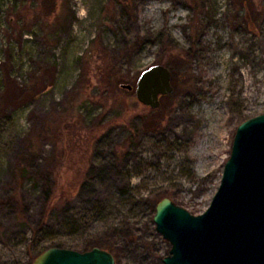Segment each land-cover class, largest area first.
<instances>
[{"label":"rangeland","instance_id":"1","mask_svg":"<svg viewBox=\"0 0 264 264\" xmlns=\"http://www.w3.org/2000/svg\"><path fill=\"white\" fill-rule=\"evenodd\" d=\"M154 65L175 87L156 110L136 96ZM261 114L264 0H0V264L51 247L164 264L158 203L203 214ZM41 174L54 202L75 192L69 212Z\"/></svg>","mask_w":264,"mask_h":264},{"label":"water","instance_id":"2","mask_svg":"<svg viewBox=\"0 0 264 264\" xmlns=\"http://www.w3.org/2000/svg\"><path fill=\"white\" fill-rule=\"evenodd\" d=\"M172 78L164 65L143 71L136 85L138 101L160 108L161 97L174 92ZM121 88L134 90L129 84ZM154 222L171 244L164 264H264V114L238 127L221 184L203 214L164 198ZM32 264H116V259L99 247L86 252L51 247Z\"/></svg>","mask_w":264,"mask_h":264},{"label":"trees","instance_id":"3","mask_svg":"<svg viewBox=\"0 0 264 264\" xmlns=\"http://www.w3.org/2000/svg\"><path fill=\"white\" fill-rule=\"evenodd\" d=\"M114 77L113 79L116 77L115 74H112ZM176 78V75H175ZM112 79V78H111ZM110 79V80H111ZM117 83H124V79H119L118 77H116ZM177 81V78H176ZM174 91H175V87H174ZM124 155H120V157L123 158ZM95 167V166H94ZM94 167H91L87 173H86V178L84 179V182L82 183V188L85 187L88 183L87 179L89 178L88 176L90 175V177L93 174V171L95 170ZM41 179L44 181L45 184V197H46V205L48 207H50V209L52 210H60V211H64V213H67L70 211V206H71V200L72 197L74 195L75 192L70 191V190H64L63 195L58 198L57 201L54 202V194H55V189L57 186V179L53 178L51 175L49 174H41ZM107 247V246H105ZM87 249H92L91 247H88ZM44 252V251H43ZM41 254V253H40Z\"/></svg>","mask_w":264,"mask_h":264}]
</instances>
